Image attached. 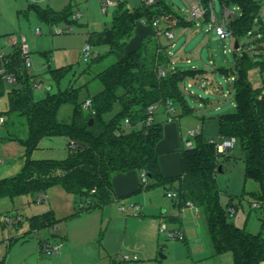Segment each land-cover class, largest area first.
<instances>
[{"label": "trees", "instance_id": "1", "mask_svg": "<svg viewBox=\"0 0 264 264\" xmlns=\"http://www.w3.org/2000/svg\"><path fill=\"white\" fill-rule=\"evenodd\" d=\"M112 13V40L110 50L99 52L89 62L84 72L102 61L114 56L109 66L96 71L102 87L81 99V91L87 83L75 86L70 84L57 91H48L37 99L33 84L35 75L28 71L21 45L0 60L7 73L16 80L8 90L9 108L0 111L4 124L12 116H23L28 125L27 137L10 134L9 139L18 140L26 148L21 170L9 177L0 178V199L19 194L47 192L55 185H61L76 196L77 202L87 205L77 212L101 207L114 201L113 177L132 169L143 170L147 180L142 181L140 189L149 190L161 186L167 191L174 190L175 205L181 208L192 202L205 215L215 254L231 252L234 264H261L264 261V92L256 87L249 78V69L256 65L250 58L238 57L235 69L220 67L227 76L233 74L234 111L222 113L218 117L223 138L235 137L240 142L245 160V177L259 184L252 191L254 200L260 202L261 227L259 232L248 231L237 225L229 216V208L235 207L233 199L224 205L216 183L220 156L216 144L201 131L197 134L192 147L182 151L183 172L176 176H166L161 168L157 145L163 138V122H147L149 107H161L166 112L167 102L172 101L178 107L180 115L194 112L187 102L182 89L188 77H195L202 69L170 68L172 58L168 45L160 40L161 27L154 25L156 19L189 26L192 21L175 9L168 0H155L152 4L131 9L128 0H115ZM208 7L210 0H203ZM223 7L238 6L240 15L229 21L233 35L239 41L249 35L257 34L264 39V0H220ZM40 16L49 23H72L73 4L70 2L61 10L53 8L39 10ZM210 17L208 10L206 19ZM151 25V33L141 39L134 49H128V43L136 29L138 21ZM258 22L259 30L253 26ZM245 51L246 43L243 45ZM264 48V46H262ZM264 71V61L258 64ZM73 65L51 68V76L59 83L72 69ZM165 68L166 74L160 75ZM231 70V71H230ZM231 74V75H230ZM4 75L0 73V96L6 92ZM87 98H91L90 108L84 107ZM70 104L72 112L69 120L59 118L62 105ZM116 105L118 108L115 110ZM115 110V111H114ZM114 112L110 117L107 115ZM93 118L92 124L90 120ZM129 119V125L126 124ZM64 136L76 142L70 148L69 155L63 159L32 157L44 137ZM237 210V207H235ZM230 212V211H229ZM177 221L178 216H171ZM58 222L52 209L29 217L30 231L49 228ZM0 264H5L2 260ZM114 264H128L125 260Z\"/></svg>", "mask_w": 264, "mask_h": 264}, {"label": "rangeland", "instance_id": "2", "mask_svg": "<svg viewBox=\"0 0 264 264\" xmlns=\"http://www.w3.org/2000/svg\"><path fill=\"white\" fill-rule=\"evenodd\" d=\"M178 10H183L189 6L187 0H168ZM72 2L74 12L81 13L77 21L72 22L73 31L67 33H56L57 25L63 26L65 22L49 23L44 20L39 10L53 8L55 10L63 9L67 4ZM104 0H0V55L6 56L11 53L16 46L23 43V36L29 46V58L31 64L27 66L28 71L35 75L36 81L42 83L41 88H35L34 93L37 99L44 97L48 91L55 92L58 88H66L71 83L79 86L87 83V86L81 91V99H84L88 92L93 93L101 89L102 84L94 78L96 71L101 70L115 61L114 56L103 58L102 61L95 63L88 72H84L89 62L95 56L96 52L104 54L110 50L112 40V13L114 6H109L107 11H103ZM131 9L139 8L143 5L142 0H128ZM234 13L232 19L240 15V10L233 7ZM214 16L218 23H223L224 7L220 0H214ZM264 15V7L262 8ZM175 20V19H173ZM199 26L195 31H190L193 35L188 40V32L179 34L175 31V38L169 44L171 49V58L174 59L170 68H197L195 77H188L184 85L187 102L195 113L185 115L189 123L196 128L198 125L203 127V135L214 140L222 138L218 117L222 113L234 111L236 108L234 100V79L233 74L227 76L222 73L220 67L235 69L238 57L242 56V48L234 49L235 38H226L216 33L215 24L212 20H197ZM163 23L159 24L162 27ZM259 30L258 22L253 26ZM151 25L143 20L138 21L135 31L128 43V49H134L141 43V39L151 33ZM260 36H264L260 34ZM15 39V44H9L11 38ZM241 47L246 43L245 51L251 60L256 64L249 69V78L256 87L264 89V71L260 70L258 64L264 61V39H258L257 34L246 36L240 40ZM90 44L92 52L90 56L84 53V46ZM183 48V50H182ZM183 51V53L181 52ZM192 60L187 61L186 56ZM1 60V59H0ZM72 64L71 71L58 83L50 73L51 68H57ZM231 71V70H230ZM191 83V86L188 84ZM220 86L223 92L215 89ZM6 92L0 96V111L9 108L8 90L13 87V83L5 82ZM224 94H227L225 96ZM118 108L116 105L115 110ZM114 110V111H115ZM72 112L70 104H64L60 108L59 118L69 120ZM114 112L107 115L110 117ZM202 129V128H201ZM10 134L27 137L28 125L25 117L12 116L9 124L0 125V137ZM191 140H195V135H189ZM69 141H65L62 136L44 137L36 148L32 157L36 159L53 158L63 159L69 155ZM0 155V178L9 177L17 174L24 163V158L12 160L6 158L2 161ZM22 160V162H20ZM222 170L216 174V183L220 191L221 201L224 205L232 198L235 206H238L236 213L228 211L230 218L248 231L259 232L261 223V212L258 207L252 205L254 198L252 191L258 190L259 184L245 177V160L244 152L239 141L233 148L229 149L227 154L220 156ZM58 190H65L61 185H55L47 192L25 193L14 197H3L0 199V233L3 232L5 238L28 236L30 240H39L40 237H48L46 245L55 246L61 244L56 240L64 226L73 225L74 219L66 218L61 223L59 231L54 225L49 228L41 229L38 233L27 232V217L36 213L35 211H47L51 207L57 213L64 211L69 203L67 196L68 191H63L64 195ZM155 193V201L160 209L166 208L169 211L173 209V199L168 196L164 187L158 186L150 189ZM74 197L73 193L68 192ZM48 194L49 197L44 201H38V196ZM76 198V196H75ZM74 199H71L75 204ZM68 201V202H67ZM79 203L74 206L79 209ZM56 207V208H55ZM102 208L93 209L92 211L84 210L82 214L89 216L94 212L101 214ZM96 210V211H95ZM54 211V210H53ZM104 212V211H103ZM102 212V214H103ZM171 212V211H170ZM169 212V213H170ZM39 213V212H38ZM63 213V212H62ZM125 214V211L123 212ZM133 213V212H131ZM148 213V212H147ZM23 216L24 227L18 226L17 215ZM140 214V213H139ZM133 215V214H130ZM127 214V216H130ZM144 215V213H143ZM104 219L100 224V238L103 245L108 249V253L102 258L100 264H114L122 262L124 254H134L129 246L144 244L147 247L148 257L145 254L137 253L139 260L126 261L128 264H234L231 252L224 254H208L211 245L207 241L205 228V237L196 239L195 242H187L178 237H171L167 231H160L157 226V234L151 241L146 237L139 222H131L127 227L124 218H116L106 226L111 213L102 215ZM125 216V215H124ZM152 217L151 214H145V217ZM69 217V216H66ZM76 218V217H75ZM15 224H13L12 222ZM202 224H206L205 216L202 215ZM71 222V223H70ZM115 222V223H113ZM167 229L173 225L171 221L165 220ZM57 224V225H58ZM113 224V225H112ZM57 234V235H53ZM193 241V240H192ZM153 253H152V250ZM56 250L55 252H57ZM207 251L202 256H197L200 252ZM41 255L46 260L53 257V254L41 251ZM139 254V255H138Z\"/></svg>", "mask_w": 264, "mask_h": 264}, {"label": "crops", "instance_id": "3", "mask_svg": "<svg viewBox=\"0 0 264 264\" xmlns=\"http://www.w3.org/2000/svg\"><path fill=\"white\" fill-rule=\"evenodd\" d=\"M175 9L178 10L177 8ZM178 11H181V13H183L186 19L192 21L191 25L180 26L175 24L176 20H171L169 22H166L164 20L160 21V23H163L161 30L159 31L160 40L163 44L168 45V52L170 56L172 52L169 47L170 43L168 42H170L172 39H169L166 36L165 30L168 29L172 31L174 33V38L176 30L180 31L179 34L188 32V40H190L193 35L190 31H195L196 27L199 26V22L197 21V19L190 18L184 13L182 9ZM8 43L11 44L10 39ZM183 51L181 52L183 53ZM186 58L187 61L191 63L192 59L188 55L186 56ZM172 61H174V59H172ZM173 68L178 67L175 66ZM181 69L188 68L181 67ZM190 84L191 83H189L188 86L192 85ZM183 87L184 89H187L184 83L182 85V89ZM215 89L219 92H223L220 86H216ZM224 95L227 96V94ZM180 111L181 110L176 107V113L174 117L170 119L168 118V113L163 111L161 107H158L157 114L155 116L156 120L163 122V138L157 145V151L160 154L159 161L162 171L166 176H176L180 175L183 172L182 151L184 148L187 147V141L191 140L189 136L190 131L196 129L197 127H201L203 132L202 126L198 125L196 128H194L189 123V120H187V117L184 118L185 115H180ZM193 113H195V111ZM4 119L6 118L4 117ZM0 125L5 124L3 122ZM62 137L63 139H65V141L68 142V138L64 136ZM25 150V146L21 144L18 140L9 139L7 138V136L0 137V155L2 156V161H4L6 158L12 160L22 159L24 158ZM20 162H22V160ZM141 183L142 172L140 170L132 169L126 172L116 174L113 177V189L115 194L114 201L105 204L101 207L93 208H102L101 214L99 212L93 211V213L89 214V216H84L82 212H77L78 209L76 206H74L75 204H77V199L75 198V195H73L74 197H72L71 194L67 192L66 197L68 198L69 203H67L68 206L64 211H60L59 213H57L58 210L62 209H57L58 207H55L57 210L56 212L55 209L51 207V209L54 210L56 217L58 218V222L55 225L58 228V231L59 229H61V226H59L58 223H61L66 218L73 217L72 219H74L73 225L68 224L67 226H64L63 232L60 235L56 236V240L61 243L59 249H57L58 251L53 252L46 250L45 246L47 240H49L48 237H40L39 240H30L28 239V236L21 235L20 237H10L9 239H6L3 232H1L0 262L2 260H5V264H100L102 258L106 255L105 253L109 252L108 249L103 245L102 239L100 238V224H102V220L104 219V217L102 216L104 213L105 215L107 213H111L112 216V218L109 219L106 224L107 227H109L112 221H115L116 218L119 219L125 217L127 227L131 222H139L142 225L141 228L144 231L145 236L147 235L146 237H150L151 241L155 238V235L157 234V226L160 227V224L163 219L168 220L171 216H178L179 219L177 221H171L169 219V221L173 223L169 230H181L184 233L183 240H185L190 246V242H195L196 239H199L203 236L205 237L204 230L206 228L207 241L211 245V250H208V254L212 255L215 253V249L209 234L207 222H205L206 224L204 225L202 224V215H205L201 210L196 211L195 208L186 205L181 208H178L175 205V200L173 198V209L170 210L171 212L166 208L159 210L160 206L155 201V193L151 192L150 189H140ZM58 191H60L59 193L62 195H64L63 193H66L63 192L65 190ZM44 196H46V198L49 197L48 194ZM74 198L75 204L71 202V199ZM132 204L139 205V209L134 210L131 206ZM122 207H125V209L123 210ZM235 207L238 208V206ZM93 209H87L86 212L92 211ZM40 210L35 211L36 213H34L33 215L41 213ZM124 211L125 214L123 213ZM147 212L151 214L152 217H145V214H148ZM127 214L133 215L127 216ZM29 217L30 216L27 217L28 225ZM16 218L18 220V226L24 227L25 224L23 221V216L19 214L16 216ZM14 222L16 221H13L12 223L15 224ZM236 224L242 227V225H240L239 223ZM41 229L30 231V228H28V230H25V234L27 232L38 233ZM53 235L55 236L57 234ZM129 247L131 251L136 255L138 252H140L141 254H145L146 257L149 256V253H147V247L144 244L132 245ZM41 251L53 254V257L46 260L42 257ZM206 252L207 251H204L203 253L200 252L196 255L202 256L203 254H206ZM139 258L140 257L138 256L137 260H139ZM261 264H264V261L261 262Z\"/></svg>", "mask_w": 264, "mask_h": 264}, {"label": "built area", "instance_id": "4", "mask_svg": "<svg viewBox=\"0 0 264 264\" xmlns=\"http://www.w3.org/2000/svg\"><path fill=\"white\" fill-rule=\"evenodd\" d=\"M143 2L147 3V4H152L154 3L155 0H142ZM189 3V6L185 9V14L187 16H189L190 18L193 19H197V20H202V21H207L206 17H207V13L208 10L210 11V17L208 20H212V22L215 24V30L216 33L221 35L222 37H226V38H235L233 35V31L232 29L229 27V21L232 19V15L234 13V9L228 6L224 7V18H223V23H218L216 17L214 16V12H213V5H214V0H210L209 2V6L207 7L204 3L203 0H187ZM116 1L115 0H104L103 2V6L102 9L103 11H107L109 6H115L116 5ZM236 8L239 7L235 6ZM81 13L79 12H74L72 18L73 19H78L80 17ZM160 19H156L154 21V25H159L160 23ZM56 33H67V32H71L73 31V25L72 23H64L63 26H57L55 28ZM166 36L169 39H173L174 38V33L170 30H165ZM236 39V38H235ZM23 43H21V48H22V52L23 55L25 56V62L26 65L29 66L31 64L30 58H29V46L26 43V38L23 37ZM240 42V41H239ZM10 43L11 44H15V39L12 37L10 39ZM241 45V42H240ZM243 49V46L241 47ZM84 53L86 56H90L91 55V45L90 44H86L83 48ZM97 54V52L95 53V55ZM5 56L0 55V59L3 60ZM174 61H172L173 63ZM160 75L164 76L166 74V69L165 68H161L160 69ZM0 73L4 75L5 79L8 82H15L16 77L12 74V73H7L6 69L4 66L0 67ZM234 78V77H232ZM191 85V84H190ZM34 89L35 88H41L42 87V83L35 81L33 84ZM264 92V89H263ZM92 105V100L91 98H87L84 102V107L85 108H90ZM149 114L147 116V122L150 123L154 120V113L157 110V106L152 105L149 107ZM166 113H168V118L172 119L176 113V107L174 106V103L172 101H168L167 102V108H166ZM4 122V117L0 116V124ZM126 124L129 125V119H126ZM202 131L201 127H197L194 130L190 131L191 135H197L200 134ZM209 142L211 143H215L217 150L219 152H226L227 150L231 149L234 147V145L236 144L237 140L235 137H230V138H221L220 140H214L213 138H209L208 139ZM194 145V141L192 140H188L186 143L187 147H192ZM69 146L70 148H75L76 147V142L74 140H69ZM147 180V173L145 170L142 171V181H146ZM168 196L175 198L177 196L176 191L174 190H168L167 191ZM46 198V196H39L38 197V201H44ZM79 208H84L87 205V202L84 201H79ZM252 205L255 207H259L260 206V202L254 200V202H252ZM132 208L134 210L139 209V205L137 204H132L131 205ZM186 206H191L193 208H195L196 211H199L200 209L194 205L192 202H187ZM122 209L124 210L125 207H122ZM229 211L233 214L235 213L236 209L234 206H231L229 208ZM171 237H178L183 239L184 238V233L181 230H169L167 229V224L165 223V219L162 220L161 224H160V231H167ZM60 244L55 245V246H51L50 244L46 245L45 248L46 250L49 251H53L55 252L57 249H59ZM138 256L137 255H133L131 256L130 254H124L123 255V260L125 261H129V260H137Z\"/></svg>", "mask_w": 264, "mask_h": 264}, {"label": "water", "instance_id": "5", "mask_svg": "<svg viewBox=\"0 0 264 264\" xmlns=\"http://www.w3.org/2000/svg\"><path fill=\"white\" fill-rule=\"evenodd\" d=\"M234 49L235 50H239V49H241V45H240V42H239V40L238 39H235V42H234ZM241 58H246V57H248L249 55H248V53L246 52V51H242L241 52ZM92 122H93V118H91V120H90V124H92ZM222 170V165H220L219 166V171H221Z\"/></svg>", "mask_w": 264, "mask_h": 264}]
</instances>
